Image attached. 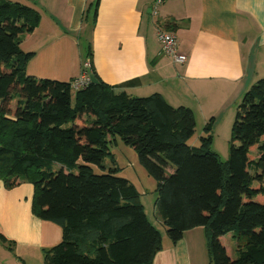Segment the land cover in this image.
Returning a JSON list of instances; mask_svg holds the SVG:
<instances>
[{
  "label": "trees",
  "instance_id": "1",
  "mask_svg": "<svg viewBox=\"0 0 264 264\" xmlns=\"http://www.w3.org/2000/svg\"><path fill=\"white\" fill-rule=\"evenodd\" d=\"M40 20L36 9L0 0V181L7 189L32 184L33 215L61 228L44 263L153 264L163 250L136 187L116 167L92 168L106 169L119 138L156 180L155 208L171 242L202 227L212 264H264V78L237 106L225 162L212 150L213 120L192 146L193 111L158 93L116 92L94 69L97 83L76 91L28 76L35 54L21 43ZM227 234L232 256L221 241ZM0 242L8 243L3 235Z\"/></svg>",
  "mask_w": 264,
  "mask_h": 264
},
{
  "label": "crops",
  "instance_id": "2",
  "mask_svg": "<svg viewBox=\"0 0 264 264\" xmlns=\"http://www.w3.org/2000/svg\"><path fill=\"white\" fill-rule=\"evenodd\" d=\"M8 1L41 15L39 26L21 43L25 53L35 54L31 61L43 56L30 73L31 61L27 64L28 76L72 84L89 62L116 92L158 93L172 107L191 109L196 131L211 120L213 135L225 121L233 125L243 95L264 78V0H166L156 16L151 14L156 0ZM167 22L174 25L170 32L179 51L187 55L184 65L161 51L157 29H166ZM83 36L90 40L86 58L77 48ZM18 182L7 189L0 181V235L8 241L0 242V264H45L44 253L62 241V230L33 215L34 187ZM198 229L185 232L177 243L163 238L153 264H194L197 256L187 234ZM234 247L233 242V253Z\"/></svg>",
  "mask_w": 264,
  "mask_h": 264
},
{
  "label": "rangeland",
  "instance_id": "3",
  "mask_svg": "<svg viewBox=\"0 0 264 264\" xmlns=\"http://www.w3.org/2000/svg\"><path fill=\"white\" fill-rule=\"evenodd\" d=\"M81 39L82 40H79L78 42L77 48L81 56L83 58H86L88 52V42L90 40L88 41L85 36H83ZM24 49L27 50L26 47ZM42 57L43 56H37L36 59H33L32 61L30 60L31 62L28 64V73L31 72V69H35L37 65H39V61H41ZM36 78L42 79L40 77ZM204 127L205 125L199 123L196 131L197 133L190 143H196V146L199 144L198 138L199 136L204 134ZM231 129L232 125H227L225 121L217 129V131H215L213 135L214 139L212 144V150L218 153L221 157V160L225 162L229 156V142L231 140ZM110 152L112 154L114 162H112V158H107L104 162V167L106 168L105 170H101L97 166H92L95 173H108L109 169L113 167L119 169L116 175L120 178L127 179L131 184L136 187L139 194V201L142 204L147 217L150 219L151 222L155 224L156 229L160 232L164 240L169 239L167 235V228L164 227L162 223H158L156 219V217H158L155 208V203L157 200L156 180L148 173V171L141 164L136 151L133 148L124 144L119 138L117 139L116 144L112 145ZM154 210L156 214H154ZM187 235L189 237V240L191 241V254L192 256H197V259L194 261V264H212L209 252L208 233L206 229L201 227L198 230L192 231L190 232V234ZM231 237L232 234H227L223 236L221 240L222 243L226 246L229 254H233V239Z\"/></svg>",
  "mask_w": 264,
  "mask_h": 264
},
{
  "label": "built area",
  "instance_id": "4",
  "mask_svg": "<svg viewBox=\"0 0 264 264\" xmlns=\"http://www.w3.org/2000/svg\"><path fill=\"white\" fill-rule=\"evenodd\" d=\"M166 0H156L155 6L151 10V14L156 16L157 7L161 5ZM157 39L161 46V51L164 55L171 58L173 63L176 65H184L187 63V55L179 51L178 38L175 33L167 31L166 29L159 28L157 29ZM91 65L89 62H85L83 65V71L80 77L73 81L71 87L74 91L85 88L91 83Z\"/></svg>",
  "mask_w": 264,
  "mask_h": 264
},
{
  "label": "water",
  "instance_id": "5",
  "mask_svg": "<svg viewBox=\"0 0 264 264\" xmlns=\"http://www.w3.org/2000/svg\"><path fill=\"white\" fill-rule=\"evenodd\" d=\"M91 83L96 84L97 83V79L95 77H92L91 78Z\"/></svg>",
  "mask_w": 264,
  "mask_h": 264
}]
</instances>
